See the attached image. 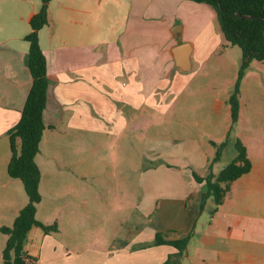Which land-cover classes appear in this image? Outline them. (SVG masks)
I'll list each match as a JSON object with an SVG mask.
<instances>
[{"label": "crops", "instance_id": "0c3cea01", "mask_svg": "<svg viewBox=\"0 0 264 264\" xmlns=\"http://www.w3.org/2000/svg\"><path fill=\"white\" fill-rule=\"evenodd\" d=\"M38 6L39 0H0V226H10L26 201L19 180L6 174L9 149L4 132L18 120L30 86L23 64L27 50L23 36ZM112 14L126 25L155 23L164 39L127 35L118 42L107 40L97 49L96 23L109 20ZM37 38L48 81L42 120L53 128L43 131L34 157L40 194L34 217L46 224L55 222L56 230L28 229L23 250L33 259L32 264H162L175 249L167 244L143 246L156 232L166 239L190 233L180 264H264V115L260 118L258 114V107L264 106V86L259 85L264 61L248 65L259 68L258 76L245 70L232 128V136L246 149L250 168L230 183L215 211L211 212L212 203L207 199L199 212L202 187L186 168L205 176L213 154L208 141L221 136L206 139L208 146L203 147L191 141L195 160H184L177 169L169 168L173 166L168 163L165 169H138L141 200L134 207L140 223H127L128 184L118 178L121 169H108L107 174L113 175L112 179L102 177L104 196H96L93 189L92 198L89 178L94 170L79 169L81 141L92 142L93 152L102 142L117 145L128 131L143 126L148 116L157 118L168 109L185 107L187 88L192 83L197 91L203 89L193 82L209 67L221 64L225 71L236 73L240 50L225 44L208 5L192 0H50L47 24L38 30ZM177 44L188 48V71L174 67L170 49ZM225 53H231L235 62H228ZM234 78L231 76L221 96L211 91L215 94L211 110H225L228 118L229 108L224 104ZM228 126L222 125L223 135ZM54 138L50 150L55 166L51 169L41 146ZM67 146L72 148L66 156ZM225 152L230 159L231 143ZM221 166L220 159L211 171ZM105 172L100 169V175ZM145 172L152 177L146 184L140 180ZM175 187L177 191H173ZM145 198L154 202L151 214L144 210ZM92 200L103 207V215L89 205ZM8 218L7 224L4 220ZM84 222L91 225L89 229L79 226ZM99 223L108 224L109 231L97 230ZM4 241L0 232V250Z\"/></svg>", "mask_w": 264, "mask_h": 264}, {"label": "trees", "instance_id": "16d2710c", "mask_svg": "<svg viewBox=\"0 0 264 264\" xmlns=\"http://www.w3.org/2000/svg\"><path fill=\"white\" fill-rule=\"evenodd\" d=\"M49 1L39 0L37 10L28 20L29 31L23 36V40L27 43L23 64L29 72L30 86L18 120L4 132L9 149L6 174L11 179L19 180L26 201L13 217L10 226H0V232L5 235L0 250L1 264H32L33 259L23 250L25 235L31 226L39 227L44 233L56 230L55 222L46 224L34 217L36 204L40 200L39 168L34 157L38 152L43 131L53 128L51 125H45L42 120L48 81L45 57L37 38L38 30L47 24ZM192 1L206 4L213 10L225 44L236 46L240 50L235 78L225 101L229 108L228 129L220 141H208L213 147V154L207 161V174L200 176L189 168L191 178L201 184L203 191L199 212L204 210L207 199L212 203L211 212H213L227 196L230 183L248 172L250 168L246 149L240 140L232 136V128L237 120L240 84L245 70L251 61H264V0ZM228 143L232 145V157L216 172H212V165L221 159ZM189 237L190 233L182 238L166 239L165 234L156 232L152 240L143 246L170 245L175 251L169 253L162 264H180Z\"/></svg>", "mask_w": 264, "mask_h": 264}, {"label": "rangeland", "instance_id": "374dc122", "mask_svg": "<svg viewBox=\"0 0 264 264\" xmlns=\"http://www.w3.org/2000/svg\"><path fill=\"white\" fill-rule=\"evenodd\" d=\"M96 24L95 31L97 32L95 41L97 49L102 47V44L107 40L118 42L123 40L127 35L133 38H138L141 35L144 39H149L151 37V39H156L159 42L164 39L163 34L160 29H158L159 27L155 23L153 24L148 21L136 24L127 23L126 25L123 19L121 20L119 16L112 14L109 20L103 22L98 21ZM234 49L238 48L234 46ZM225 55L228 62H235V58L231 53H225ZM220 65L221 64H217L213 67H209L202 77L197 76V78H195L193 83H195L198 88L202 87L203 89L197 91L196 88L192 87L191 83L187 88L188 94H186L187 96L185 100H183L185 107L182 109H168L165 114H161L157 118L156 116H148L144 120L143 126L138 127L132 132L128 131V133L125 134V138H122L121 143L109 145L106 142H102L103 144L98 145L93 152L92 142H80L78 155L80 157L79 160H81V166L79 169L94 170L92 173L93 175L89 178L92 186L89 198H92L93 189L96 191V196H104L103 191L100 189L102 186V177H110L112 179L113 173L112 175L107 174L108 169H115L117 167V169L122 170L121 173L118 174V178L123 181L127 180L128 184L127 223L142 222L135 217L138 215V212L134 207L141 200L139 185L136 184V178L139 176L138 169H143L142 171H146L147 169H165V163L172 164L173 167L169 168L177 169L178 164L184 160H189L191 157L192 160H195L192 153L193 144L191 141L203 147V145L208 146L206 139H213L216 136H221V139L224 137L222 125H228L229 118L225 110H219L218 112L211 110L212 101L215 97V94H212L211 91L219 95L224 94L228 81L231 79V76L234 78L236 73L225 71L224 67ZM246 69L247 72L253 75L255 73L257 76L259 75V68L252 69V67L249 66ZM259 82L260 86H264V72L261 74ZM229 87L230 86H228V88ZM206 89H209V91H206ZM224 105L227 107L226 103ZM175 113L177 116H175ZM258 114L260 118L261 115H264L263 104L262 107H258ZM242 117L247 119L249 115L242 114ZM221 139L214 140L220 141ZM55 140V138L51 141L46 140L43 146H41L42 151H45L49 159V161H47V166H50L51 169L55 166V156L51 153L50 148L55 143ZM123 145H126V147L123 148ZM71 148V146H67L63 155H71ZM66 152H68V154H66ZM228 158V154L225 152L221 158V164H225L229 160ZM112 162H115V164H112ZM104 163L110 166L105 167ZM189 168L191 167H187L186 169ZM100 169H105L106 172L104 175H100ZM147 175V172H145L140 179L144 184L152 178ZM123 181L121 183H123ZM173 191H177V188L175 187ZM17 197L18 196H16V198ZM96 204V200L89 201V205H91L93 209L96 208L99 215H103V207H97ZM153 206V200L147 202L145 198V212H150L151 214ZM105 209L106 211L104 213L107 212V207ZM8 220L9 218L4 221L8 224ZM85 225L88 227L85 228ZM79 226L87 230L91 225L84 222L82 224L80 223ZM95 226L98 228L97 230H102L103 232L109 231L108 224L104 226L99 223Z\"/></svg>", "mask_w": 264, "mask_h": 264}, {"label": "water", "instance_id": "95a60500", "mask_svg": "<svg viewBox=\"0 0 264 264\" xmlns=\"http://www.w3.org/2000/svg\"><path fill=\"white\" fill-rule=\"evenodd\" d=\"M170 54L175 68L184 72L190 69L188 48L183 49L181 44H177L171 47Z\"/></svg>", "mask_w": 264, "mask_h": 264}]
</instances>
